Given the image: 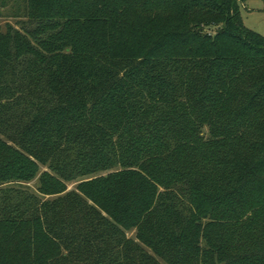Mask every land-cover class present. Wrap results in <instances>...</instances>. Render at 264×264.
I'll list each match as a JSON object with an SVG mask.
<instances>
[{
  "label": "trees",
  "instance_id": "obj_1",
  "mask_svg": "<svg viewBox=\"0 0 264 264\" xmlns=\"http://www.w3.org/2000/svg\"><path fill=\"white\" fill-rule=\"evenodd\" d=\"M246 1L27 0L0 31V264H264Z\"/></svg>",
  "mask_w": 264,
  "mask_h": 264
},
{
  "label": "rangeland",
  "instance_id": "obj_2",
  "mask_svg": "<svg viewBox=\"0 0 264 264\" xmlns=\"http://www.w3.org/2000/svg\"><path fill=\"white\" fill-rule=\"evenodd\" d=\"M27 0H0V31L5 33L7 27H12L20 34L22 28L32 27L35 20L28 19ZM241 22L245 28L264 37V2L263 0H247L239 7ZM31 190H35V184L27 185ZM74 184H68L67 189L74 188ZM128 237H133V232L127 233Z\"/></svg>",
  "mask_w": 264,
  "mask_h": 264
}]
</instances>
